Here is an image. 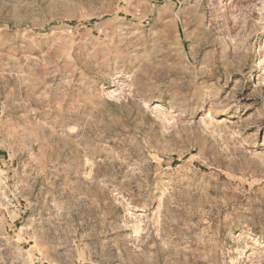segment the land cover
Listing matches in <instances>:
<instances>
[{
	"label": "rangeland",
	"instance_id": "374dc122",
	"mask_svg": "<svg viewBox=\"0 0 264 264\" xmlns=\"http://www.w3.org/2000/svg\"><path fill=\"white\" fill-rule=\"evenodd\" d=\"M0 197V264H264V0H0Z\"/></svg>",
	"mask_w": 264,
	"mask_h": 264
},
{
	"label": "crops",
	"instance_id": "0c3cea01",
	"mask_svg": "<svg viewBox=\"0 0 264 264\" xmlns=\"http://www.w3.org/2000/svg\"><path fill=\"white\" fill-rule=\"evenodd\" d=\"M0 200H1V197H0ZM1 202H2V201H1ZM0 214H1V216H6V215H4L3 212H0ZM0 219H1V217H0Z\"/></svg>",
	"mask_w": 264,
	"mask_h": 264
}]
</instances>
